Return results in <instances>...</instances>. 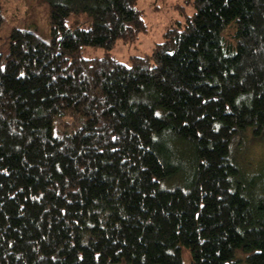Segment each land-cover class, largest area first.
<instances>
[{
    "label": "trees",
    "instance_id": "trees-1",
    "mask_svg": "<svg viewBox=\"0 0 264 264\" xmlns=\"http://www.w3.org/2000/svg\"><path fill=\"white\" fill-rule=\"evenodd\" d=\"M43 1L49 40L15 27L0 54V264H264V171L238 153L264 139V0H185L129 66L138 0Z\"/></svg>",
    "mask_w": 264,
    "mask_h": 264
},
{
    "label": "rangeland",
    "instance_id": "rangeland-1",
    "mask_svg": "<svg viewBox=\"0 0 264 264\" xmlns=\"http://www.w3.org/2000/svg\"><path fill=\"white\" fill-rule=\"evenodd\" d=\"M137 6L144 13L147 32L140 34L136 41L130 45L117 42L112 50L113 58L127 66L130 64L131 57L149 55L154 46L162 42L163 34L168 29L176 26L177 23L183 24L186 17L195 13L192 5L185 0H138ZM0 9L4 17V24L0 29V54L5 55L7 53L9 34L15 27H29L37 31L43 40H49L48 5L45 1L0 0ZM225 34L226 31L222 33L223 39H225ZM103 54L104 52L100 48L84 47L82 50V55L85 58H100ZM64 121L68 124L72 123V120L68 118ZM241 139L246 146L240 147L241 151H238V153L246 173L258 174L260 169L264 171V139L253 136L250 128L241 136ZM230 151L233 154L236 152L233 143ZM66 162L60 166L70 164V161ZM181 249L182 264H189L190 255L188 251L184 247ZM244 258L243 253L236 252L235 264H246ZM117 264L127 263L122 261Z\"/></svg>",
    "mask_w": 264,
    "mask_h": 264
}]
</instances>
